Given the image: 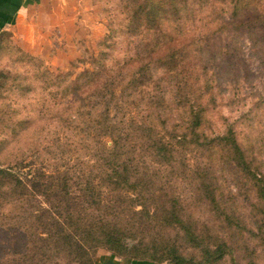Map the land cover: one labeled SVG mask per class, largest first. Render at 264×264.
Masks as SVG:
<instances>
[{
    "label": "rangeland",
    "instance_id": "374dc122",
    "mask_svg": "<svg viewBox=\"0 0 264 264\" xmlns=\"http://www.w3.org/2000/svg\"><path fill=\"white\" fill-rule=\"evenodd\" d=\"M166 1L191 2L195 35L221 17L237 25L195 54L205 74L191 99L189 86L163 98L157 67L130 88L134 0H42L0 34V167L13 172L0 175V264H264V0ZM91 72H102L89 89L95 131L80 133L65 103L70 82L88 93ZM186 100L204 109L197 136L183 128ZM231 133L250 170L219 141ZM163 140L172 153L155 149ZM113 167L128 185L108 179Z\"/></svg>",
    "mask_w": 264,
    "mask_h": 264
},
{
    "label": "trees",
    "instance_id": "16d2710c",
    "mask_svg": "<svg viewBox=\"0 0 264 264\" xmlns=\"http://www.w3.org/2000/svg\"><path fill=\"white\" fill-rule=\"evenodd\" d=\"M132 4L133 7H131V17L129 19L128 28L132 33L129 46L130 50L133 51V56L129 57V60L126 63L127 66L130 67V88H134L135 90V87H137L136 89H140L138 86L143 85L146 73L150 71L149 67H157L160 72L162 70L163 76L167 78L166 82L169 84V86L163 90V98L181 99V92L184 90V87L189 86L195 88L193 91L186 90L188 93L186 92L184 99H191L188 97V94H193V96H195L196 90L200 88L199 82L203 80V75L205 74L202 72L203 65H201L200 61L198 62V58H196L195 54L200 55L201 53L203 55L207 53V49H210L208 43L211 39L210 36L225 34L232 30H236L235 27L237 25L235 23L226 22L224 17H221L219 21L203 23L202 27L208 28L209 30H206L204 34L202 33L198 36L195 35L197 29L194 21L185 18L186 15L192 14L193 12L191 2L179 6L177 3L166 0H147V3L145 4L140 3L139 0H134V3ZM219 10L220 13H224L223 8H220ZM234 10L236 9L234 8ZM170 15L172 17H168ZM141 28L144 30V33L139 36ZM190 63L193 64L191 69L190 66H187ZM194 63L196 65H194ZM186 67L188 69H186ZM101 73L102 72H91V74H89L90 76H82L85 80L84 90H88V93L85 94L83 90L80 89L83 87L82 84L79 85L78 83L70 82V93L77 91V94L73 97L72 93L70 99L65 103L66 115L64 121L67 123V126L78 128L77 132H79L80 129V133H82L84 131L83 128L89 127L94 123L93 115L96 104L93 103L91 106L89 105V102H91L89 99L93 93H89V89L99 85L97 81L102 77ZM208 80L209 79L207 78V81ZM201 97H203L202 94L197 96V98ZM184 104L187 106L188 112L183 120V128L184 130H189L194 136H197V130L203 125V122H205L204 109L200 108L195 111V105L197 103H191L189 100H186ZM36 120L28 121V123L24 127H21V129L24 128L26 130L31 126H35L37 124ZM96 123L99 124V121L96 120ZM38 125H36L34 129ZM97 126L100 127L101 125ZM105 127L110 130L108 132L111 134V129H113L111 124L107 122ZM91 128L95 131L92 126ZM91 135V131H87V133L83 134L81 142H87ZM185 135L186 133L182 136L184 137ZM231 136L232 137L229 141L228 136H219L218 139L221 142H226L222 145L232 153V160H234L236 165L240 168L244 167L248 169V165L253 159L247 157L244 148L241 143H239L234 133H231ZM178 138L181 137L179 136ZM99 139H102V137L98 138V141L95 144L99 145L101 143ZM113 141L116 142L115 139H113ZM213 142L215 141L213 140L208 147V149L212 151L219 145L218 143L213 144ZM158 144L159 146H157ZM158 144H155L154 146L157 151L172 153L169 147L171 146V143L168 141L163 140V142L161 141ZM100 145L101 147L103 146L102 144ZM101 147L97 146L96 148L97 150L100 149L102 151ZM105 150H107V153L114 156V152L110 148H105ZM228 155L230 156V154ZM103 159H105V157H103ZM116 168H111L110 173H105V175L108 179H112L116 176L119 179V184L128 185V177L124 176V179H121L122 175ZM257 174L258 173H253L252 178H258L256 177ZM0 175L13 176V172L0 167ZM14 176L17 181H19L18 176ZM41 176H43V173H41ZM87 233H93V231L90 230L87 231ZM72 246L75 248L71 249L72 252H76L77 249L82 248L80 241H77L76 243L72 242ZM176 258L178 261H181V258ZM83 264H93L92 258L87 256L83 261ZM135 264L149 263L137 261Z\"/></svg>",
    "mask_w": 264,
    "mask_h": 264
},
{
    "label": "crops",
    "instance_id": "0c3cea01",
    "mask_svg": "<svg viewBox=\"0 0 264 264\" xmlns=\"http://www.w3.org/2000/svg\"><path fill=\"white\" fill-rule=\"evenodd\" d=\"M40 1L42 0H0V34L19 26L27 11ZM105 264H117V261L109 259V262L105 260Z\"/></svg>",
    "mask_w": 264,
    "mask_h": 264
}]
</instances>
